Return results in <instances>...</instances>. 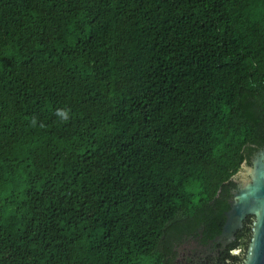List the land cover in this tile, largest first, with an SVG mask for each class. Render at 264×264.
<instances>
[{
	"label": "trees",
	"instance_id": "obj_1",
	"mask_svg": "<svg viewBox=\"0 0 264 264\" xmlns=\"http://www.w3.org/2000/svg\"><path fill=\"white\" fill-rule=\"evenodd\" d=\"M264 146V0H0V264H161Z\"/></svg>",
	"mask_w": 264,
	"mask_h": 264
},
{
	"label": "flooded vegetation",
	"instance_id": "obj_2",
	"mask_svg": "<svg viewBox=\"0 0 264 264\" xmlns=\"http://www.w3.org/2000/svg\"><path fill=\"white\" fill-rule=\"evenodd\" d=\"M236 173L232 177L234 186L229 189V195L226 197L227 207L220 211L221 217L212 225L216 230L211 231L200 224L189 227L178 237L165 233L161 245L163 253L161 264H243L252 236L254 221L252 215H245L240 221V226L232 230L229 237L223 235L216 240L225 225L226 212L230 208L233 191L237 188L238 181L244 176H242L243 173Z\"/></svg>",
	"mask_w": 264,
	"mask_h": 264
},
{
	"label": "water",
	"instance_id": "obj_3",
	"mask_svg": "<svg viewBox=\"0 0 264 264\" xmlns=\"http://www.w3.org/2000/svg\"><path fill=\"white\" fill-rule=\"evenodd\" d=\"M229 206L225 225L216 240L223 235L229 237L245 215H252V236L243 264H264V146L249 158Z\"/></svg>",
	"mask_w": 264,
	"mask_h": 264
},
{
	"label": "rangeland",
	"instance_id": "obj_4",
	"mask_svg": "<svg viewBox=\"0 0 264 264\" xmlns=\"http://www.w3.org/2000/svg\"><path fill=\"white\" fill-rule=\"evenodd\" d=\"M246 165H247V164H245L244 162H242V164L240 165V169L237 171L236 174H238V173H239V174H240V173L242 174V173H243V174H242V176H243V175H244V171H245V169H246Z\"/></svg>",
	"mask_w": 264,
	"mask_h": 264
}]
</instances>
